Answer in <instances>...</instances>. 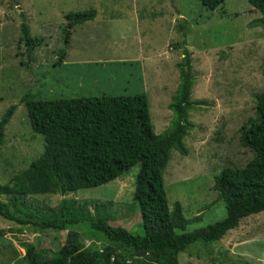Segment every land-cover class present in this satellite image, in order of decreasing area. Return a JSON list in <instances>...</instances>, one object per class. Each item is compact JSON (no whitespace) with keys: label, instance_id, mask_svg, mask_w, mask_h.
Masks as SVG:
<instances>
[{"label":"rangeland","instance_id":"1","mask_svg":"<svg viewBox=\"0 0 264 264\" xmlns=\"http://www.w3.org/2000/svg\"><path fill=\"white\" fill-rule=\"evenodd\" d=\"M92 9L97 11V17L76 27L64 65L57 63L58 58L50 59L66 47L61 32L66 27L64 16ZM142 17H163L165 22L158 33L147 30L138 37L137 23ZM260 17L248 0H226L213 12L203 7L200 0H0V119L12 105L19 104L12 92L17 72L14 67L26 66L36 59L33 49L29 50L26 44L23 51L18 49L25 22L31 37L43 40L51 75L44 79L45 86L32 93L49 98H80L146 92L151 120L159 135L175 119L169 106L180 84L178 65L187 51L195 79L191 100L198 105L190 111L193 128L184 140L189 155L172 152L165 189L170 209L180 202L190 221L186 231H178L179 234L205 228L226 218L225 205L212 189L215 177L225 168L244 167L254 156L242 145L241 129L256 119L254 98L264 92V29L251 26ZM179 25L184 29L183 37ZM177 41L184 42L180 50L171 46ZM140 50L149 62L144 68L137 59ZM148 50L151 54L146 53ZM44 51L36 52L39 60L45 59ZM154 51L158 55H152ZM159 61L162 64L157 67ZM43 63L39 61L37 66ZM44 150V138L34 135L27 109L20 105L6 127L5 143L0 150V183L7 177L2 170L6 157L16 168L25 169ZM138 172L135 166L114 182L70 193L67 199L112 202V207L107 205L105 209L112 221L142 234L140 209L133 199ZM60 199L58 194L33 200L55 206ZM205 206L209 207L203 209ZM200 215L203 220L193 222ZM242 223L220 243L207 247V253L203 244L180 253V264H220L214 257L216 247L222 250L223 254L218 256L224 264H264V214L251 216ZM18 229L0 218L1 238L11 244L0 245V261L4 264H26L24 243L35 244L42 251L43 260L66 243V232L24 229L19 234ZM94 236L88 226L81 227V241L86 247H101L102 242Z\"/></svg>","mask_w":264,"mask_h":264},{"label":"trees","instance_id":"2","mask_svg":"<svg viewBox=\"0 0 264 264\" xmlns=\"http://www.w3.org/2000/svg\"><path fill=\"white\" fill-rule=\"evenodd\" d=\"M225 1L200 0L203 7L212 12ZM248 2L261 16L251 26L264 29V0ZM64 17L66 27L61 32L66 47L50 56V59L58 58L57 63L61 65L67 58L68 44L76 27L94 21L97 11L69 13ZM179 27L182 33L179 35L183 37L184 29ZM42 41L32 38L27 23L22 24L18 49L23 51L26 44L29 50L33 49L36 59L26 66L14 67L17 72L12 92L19 104L12 105L0 119V150L5 143L6 127L20 105L27 109L34 135L44 138L45 150L25 169L16 168L8 157L3 160L2 170L7 177L0 183V218L19 227V234L30 229L66 232L67 238L62 247L44 260L35 244L24 243L26 264H180V253L197 244H203L207 253V247L227 238L245 219L264 214V92L254 98L256 119L241 129L242 145L252 151V160L242 168H225L214 179L212 189L225 205L226 218L179 234L178 231H186L190 221L185 218L180 202L170 209L165 173L172 152L189 155L184 140L193 128L190 111L198 105L191 100L195 79L189 53L185 52L178 65L180 84L169 106L175 119L164 134L159 135L151 120L146 92L135 96L80 98H49L32 93L35 88L45 86L44 79L51 77ZM171 46L180 50L184 42L177 41ZM39 50L44 51L45 59L37 58ZM39 61L44 63L38 67ZM28 73L32 75L30 78H26ZM1 88L3 92L4 86ZM50 93L53 94V90ZM135 166L139 172L133 199L140 209L142 234L112 221L105 211L107 205L112 207V202L100 204L67 199L70 193L114 182ZM58 194L61 199L55 206L33 200L37 196ZM202 220L203 215H200L193 222ZM83 225L102 242L101 247L89 248L81 241ZM7 243L11 245L0 235V245ZM215 250L214 257L224 264L220 261L221 248ZM0 264L4 263L0 261Z\"/></svg>","mask_w":264,"mask_h":264},{"label":"crops","instance_id":"3","mask_svg":"<svg viewBox=\"0 0 264 264\" xmlns=\"http://www.w3.org/2000/svg\"><path fill=\"white\" fill-rule=\"evenodd\" d=\"M136 17V16H135ZM161 19V20H160ZM165 22V19L163 17H149V20L146 19L145 17H142L139 22L137 23V27H138V33L139 36L141 37L143 33H145L147 30L148 31H154V34H156V32H159V29H162V25ZM140 39V38H139ZM140 43V40L139 42ZM157 51H154V53L152 55H158L156 53ZM146 53L151 54V52L148 50ZM143 52L140 50L138 53V63H140L141 68H144L146 65H148V60L143 58ZM146 57V56H145ZM123 61H125V59H123ZM136 62V61H134ZM105 63H108L107 61ZM160 64H162V62L159 61V63L156 65L157 67L160 66Z\"/></svg>","mask_w":264,"mask_h":264}]
</instances>
